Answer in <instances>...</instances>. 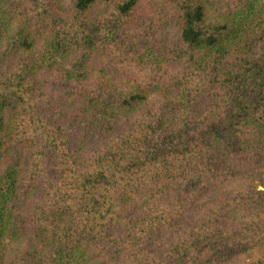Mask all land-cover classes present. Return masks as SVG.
<instances>
[{"label":"trees","instance_id":"trees-1","mask_svg":"<svg viewBox=\"0 0 264 264\" xmlns=\"http://www.w3.org/2000/svg\"><path fill=\"white\" fill-rule=\"evenodd\" d=\"M97 1L106 0H73L74 11L84 12ZM166 1L174 5L178 43L184 47L189 68L195 70V76L185 77V85L177 91L187 97L181 109L193 107L197 94L205 90L215 95L195 122L180 120L174 113L179 106L167 113L164 104L142 113L88 157L76 160L61 128L47 122L34 105L27 78L30 64L0 73V264H125L130 249L133 263L151 264L153 259L140 245L151 232L165 224L170 227L179 208L177 189L179 194L182 189L194 191L221 176L219 164L227 175L233 174L235 165L230 162L243 151L264 153V54L251 53L243 39L260 25L255 19L260 6L247 0L226 23L211 25L205 21L202 0ZM10 3L0 0V50L6 36L12 48L29 50L32 39L22 25L10 35L6 22ZM134 6L135 0H125L115 11L126 15ZM146 91L113 100L106 92L93 90L83 98L108 122L118 111L128 113L144 102ZM213 170H217L214 175ZM49 172L56 173L53 181L29 210L30 223L21 226L19 206L38 191L26 183L48 180L42 176ZM29 224L28 251L11 259L7 256L11 242L24 235ZM255 224L256 230L262 229L264 219ZM181 228L196 237L177 243L173 249L184 246L177 255H187L198 242L207 251L212 249V256L219 254L213 262L211 255L205 257L201 264H218L228 244L233 248L238 244L226 231L209 235L203 225ZM261 234L252 231L247 237L264 247ZM182 260L187 258L173 255L169 264ZM161 262L159 258L156 263Z\"/></svg>","mask_w":264,"mask_h":264},{"label":"rangeland","instance_id":"rangeland-1","mask_svg":"<svg viewBox=\"0 0 264 264\" xmlns=\"http://www.w3.org/2000/svg\"><path fill=\"white\" fill-rule=\"evenodd\" d=\"M3 1H11L7 16L10 18L6 19L10 35L22 25L32 39V47L29 50L12 48L6 31L0 50V73L12 72L23 63L30 64L32 70L27 78L32 85L34 105L47 122L61 128L76 160L88 157L142 113L152 112L164 104H167V113L179 106V111L174 113L183 121L195 122L209 109L215 95L206 90L197 94L193 107L181 109L187 97L179 96L177 91L185 85V77L195 76V70L189 68L184 47L178 43L179 20L173 3L135 0L128 14L119 15L115 6L125 0L97 1L81 13L74 11L73 0ZM246 1L202 0L206 23H226L230 14ZM252 1L257 8L260 6L255 14L260 25L243 39L249 43L250 52L257 56L264 54V0ZM150 87L156 91L148 93L146 90ZM139 89L148 93L146 100L128 113L118 111L108 122L101 113L89 108L83 98L90 91L101 90L116 100ZM230 163L235 165L231 175L219 164L216 169L223 171L221 176L194 191L182 189L179 194L177 189L179 208L177 216L172 215L170 227L165 224L151 232L140 245L153 259L151 264H157L159 258L161 264H169L173 255L187 258L178 264H201L211 255L212 249L207 251L208 247L199 242L187 250L193 251L192 256L190 253L177 255L176 251L184 247L173 249L177 243L196 237L193 232L183 233L181 227L187 225H203L209 235L226 231L235 236L236 248L228 244L218 264H264V247L254 245L256 238L249 241L247 237L252 231L264 234V224L259 230L255 224L259 218L264 219V153L243 151ZM55 175L49 172L42 176L48 180H28L26 185L38 191H32L19 206L23 216L21 226L30 223L29 210L42 199ZM256 191L261 193L255 195ZM29 227L30 224L24 235L11 242L7 252L11 259L28 251ZM130 251L125 252V264H139L133 263ZM216 256H210L212 262Z\"/></svg>","mask_w":264,"mask_h":264}]
</instances>
